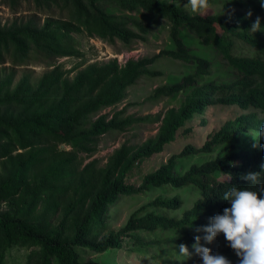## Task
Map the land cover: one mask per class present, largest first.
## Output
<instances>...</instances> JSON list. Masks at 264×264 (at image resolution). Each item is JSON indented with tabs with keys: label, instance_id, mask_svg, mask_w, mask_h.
I'll return each mask as SVG.
<instances>
[{
	"label": "trees",
	"instance_id": "trees-1",
	"mask_svg": "<svg viewBox=\"0 0 264 264\" xmlns=\"http://www.w3.org/2000/svg\"><path fill=\"white\" fill-rule=\"evenodd\" d=\"M210 1L220 10L202 15L182 8L187 0H0L12 11L29 5L37 14L50 16L41 27L33 21L9 28L0 24V65L10 61L14 67L28 66L34 55L46 63L80 58L72 36L76 32L130 49L155 32L153 18L167 23L170 39L169 47L152 58L91 66L72 80L55 67L35 85L24 78L20 92H10L12 75L0 85V112H15L10 117L0 114V203L14 200L34 182L63 212L52 230L0 213V264H8L11 251L22 248L28 249L23 264H96L84 261L81 251L118 250L125 239L147 249L149 242L136 232H174L178 245H191L195 235H203L195 229L229 206L220 199L223 191L247 187L249 182L241 177L261 171L264 150L253 147L258 142L252 135L258 136L264 124V31L249 29L257 17L264 25V8L259 0ZM124 11L142 15L135 18ZM239 50L247 53L238 54ZM215 55L233 73L229 80H208ZM164 60L186 65L192 72L155 90L153 99L184 96L178 108L164 113L157 138L142 149L123 146L101 168L96 161L82 166L79 155L93 154L101 137L130 125L120 112L94 120L93 116L120 104L141 79L165 78L158 69ZM213 106H232L239 114L208 135L202 147L187 145L146 175L139 190L126 186L135 165L159 153L192 115ZM249 134L252 142L243 146ZM17 151L21 152L13 155ZM202 156L214 157L181 167L185 160ZM154 190L189 192L195 200L185 208L179 195L158 197L136 210L115 235L98 239L100 225L111 218L117 202ZM216 239L224 240L222 234Z\"/></svg>",
	"mask_w": 264,
	"mask_h": 264
},
{
	"label": "rangeland",
	"instance_id": "rangeland-1",
	"mask_svg": "<svg viewBox=\"0 0 264 264\" xmlns=\"http://www.w3.org/2000/svg\"><path fill=\"white\" fill-rule=\"evenodd\" d=\"M182 8L191 11L190 6ZM220 10L217 5L210 1V7L200 14L213 13ZM123 14L140 18L142 13ZM57 16V15H56ZM55 16V19H56ZM50 16L37 14L31 6L22 5L17 11H12L0 2V24L9 28L15 23H25L33 21L35 25L41 27L45 20ZM155 32L144 37V41L135 42L130 49H126L122 43H110L98 38H92L84 32L73 33L75 40L74 46L79 50L80 58H61L55 63L43 60L41 56H36L35 61L28 66L14 67L10 61L0 65V85L3 84L9 76L12 75V85L10 92L17 90L26 78L29 83L35 85L41 77L51 72L57 67L64 78L74 79L81 72L91 66H104L114 61L119 64L118 58L122 54H130L134 59L152 58L170 45L168 25L163 19L153 18ZM198 53H203L200 48L194 46ZM238 54H246V50H239ZM39 57V59L37 58ZM212 77L208 80L226 81L233 76L228 66L217 55L213 56ZM158 69L166 74L165 78H143L136 85L129 88L124 100L113 108L105 109L96 113L93 120L101 115H113L120 112L122 118H126L130 125L121 132L114 131L101 137L98 140L96 151L91 154L79 155L82 166L92 161L97 162V167H103L109 158L124 146L127 149H142L145 145L157 138L161 126V120L164 113L171 108H178L184 101V96L178 95L174 98L153 99L154 92L159 87L173 83L180 78V75L192 72V69L186 65L164 60L160 63ZM18 88V89H17ZM15 113L12 109H3L0 114L10 117ZM239 114V110L232 106H213L207 107L202 114L192 115L183 126L178 129L173 140L163 146L162 150L135 165L127 176L126 186L139 190L143 178L156 172L162 165L174 155H178L184 147L192 145L200 148L205 143L207 136L218 131L221 126L230 119H234ZM243 146L250 145L252 136L249 134L243 139ZM60 149L71 150L70 147L60 146ZM21 151L15 152L20 153ZM214 156H202L189 158L183 162V169H187L195 163H203ZM1 163V162H0ZM30 184V185H29ZM23 187L21 193L14 200L3 201L0 203V213L18 215L25 218L29 225L49 227L50 230L59 225L63 218L62 210L55 209L54 204L45 191L38 188L34 182ZM28 186V187H27ZM27 187V188H26ZM179 195L184 202V207H190L195 197L191 193H182L179 191H149L141 192L139 195L122 199L114 206V213L111 218L104 219L98 229V239L107 238L115 235L127 222L129 217L141 206L147 204L158 197L171 198ZM136 236L143 241L149 242L148 248L140 249L133 241L125 239L118 250H108L103 254L87 253L81 251V257L84 261H91L96 264H200L196 256L190 258L182 257L177 251V234L174 232H157L155 234H145L136 232ZM203 243V241H201ZM192 245V244H191ZM191 245H187L192 251ZM211 248L213 253H219L230 249L225 240H218L206 245ZM28 249H13L8 259V264H23V259ZM232 261V264H238V258L234 253L225 255Z\"/></svg>",
	"mask_w": 264,
	"mask_h": 264
},
{
	"label": "clouds",
	"instance_id": "clouds-1",
	"mask_svg": "<svg viewBox=\"0 0 264 264\" xmlns=\"http://www.w3.org/2000/svg\"><path fill=\"white\" fill-rule=\"evenodd\" d=\"M259 3L264 8V0H259ZM189 6L192 14H199L210 7V0H187L185 7ZM247 15L251 16V12ZM249 30L253 33L264 31L259 17ZM257 131L258 136L252 135L258 142L253 147L264 150V143H259L264 141V124ZM260 169L259 172H248L241 177L249 182L247 187L231 186L223 191L220 199L229 206L223 208L222 213L211 216L208 224L195 229L203 235L193 237L192 251L186 244L177 246L180 256L187 259L196 256L200 264H232L225 255L213 253L206 246L222 234L227 247L238 258V264H264V163H261Z\"/></svg>",
	"mask_w": 264,
	"mask_h": 264
},
{
	"label": "built area",
	"instance_id": "built-area-1",
	"mask_svg": "<svg viewBox=\"0 0 264 264\" xmlns=\"http://www.w3.org/2000/svg\"><path fill=\"white\" fill-rule=\"evenodd\" d=\"M134 59L133 57H131L130 54H122L119 56L118 61H119V65H124L128 60ZM136 60V59H134Z\"/></svg>",
	"mask_w": 264,
	"mask_h": 264
}]
</instances>
